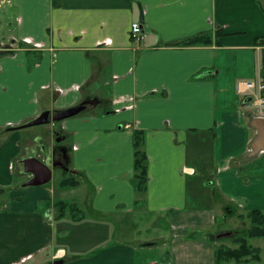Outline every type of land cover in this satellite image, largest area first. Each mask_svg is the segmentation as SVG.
Instances as JSON below:
<instances>
[{
  "label": "crops",
  "instance_id": "crops-1",
  "mask_svg": "<svg viewBox=\"0 0 264 264\" xmlns=\"http://www.w3.org/2000/svg\"><path fill=\"white\" fill-rule=\"evenodd\" d=\"M0 13L15 21L0 40V189L16 188L0 199V264H216L221 215L264 211V119L236 90L264 81V0H0ZM84 103L60 128L83 207L58 230L50 191L25 186L42 135L26 124ZM137 213L158 233H128Z\"/></svg>",
  "mask_w": 264,
  "mask_h": 264
},
{
  "label": "rangeland",
  "instance_id": "rangeland-1",
  "mask_svg": "<svg viewBox=\"0 0 264 264\" xmlns=\"http://www.w3.org/2000/svg\"><path fill=\"white\" fill-rule=\"evenodd\" d=\"M1 14V13H0ZM15 25V21L14 19H11L8 21V24H2V22L0 21V40L3 42H7L8 37L11 33H14L13 27ZM51 122V121H50ZM45 123V124H41V125H37L34 126L33 128L36 130V132H42V135L39 136V147H41V152L39 155V158L43 159V161L48 164L50 167H52L51 165V156H52V149H54L57 146V139L60 137H64V134H61L60 128L63 125V121H57L54 123V125L56 124V126H52V128H50L49 124ZM47 132V133H46ZM49 132L50 135L52 137L55 136V140L57 142L54 143L53 148L51 147V142L48 140V136H49ZM64 140H61L59 142H61V145L64 146ZM63 141V142H62ZM37 141L35 140V144L37 145ZM68 144V142H66ZM34 144L35 149H37L38 147ZM67 146V145H66ZM33 150V149H32ZM63 151H65L63 149ZM38 152V151H37ZM26 154L29 152H25ZM33 153V152H32ZM39 153V152H38ZM63 169L61 168H54L53 169V177L51 179V181L47 184H44L42 186V188L50 191V195H51V199L53 201L57 200V199H63L66 200L69 203H75L78 205L82 206V201L80 200V195L83 196L82 191L79 189L77 192H75V194H71L70 193V188H61L59 185V182L61 179H63V177H65V174L63 173ZM71 173V171H69ZM72 176H74L76 178V175L72 172ZM13 191H16V188L12 189H6L4 193L0 194V199H4V198H8ZM79 194V195H76ZM80 197V198H79ZM58 213V209L56 208L55 214ZM72 213V212H71ZM48 217L52 218L55 217V214L51 213V211H49V213L47 212ZM78 215L81 216H85L84 219H86L88 217L87 213L86 215L82 212V213H78ZM245 215V214H244ZM141 215H139V213L135 214H128L126 215V219H125V224L129 227L127 232L128 233H132L133 231V227H131L130 225H133L132 223H134L133 226H136L137 230L136 231H140L141 232V236L142 237H147L148 233L147 232H151V233H158V230L156 228H151L149 231L146 230V225H143V221H141L139 219ZM158 220L162 223L165 222V219L161 218V216L158 214ZM73 216L71 215L70 217V210L67 209L66 210V216H64V218L62 219H58L57 220V229H60V225H65L67 223V225H69L70 222H73L72 218ZM68 221V222H67ZM78 221H84L83 218L78 220ZM145 221V220H144ZM220 224H221V229L222 231H216L214 234H219L221 232H229L230 234L228 236L225 237H221L218 238V246H226V247H230V248H236L239 246V244L234 243L232 241V237L237 236V234H244L243 231H246L247 229L252 227V222L250 218L247 217H242V218H238L237 216L230 218V220L226 221L222 215L220 217ZM84 225V223H83ZM217 227H215L216 229ZM60 236V235H58ZM153 236V235H151ZM248 243L251 244L253 247H257L260 249L259 252V257H252V256H248V257H244L240 262H236L235 260H231V261H227V262H223L222 264H264V237H259V238H252V239H248Z\"/></svg>",
  "mask_w": 264,
  "mask_h": 264
},
{
  "label": "trees",
  "instance_id": "trees-1",
  "mask_svg": "<svg viewBox=\"0 0 264 264\" xmlns=\"http://www.w3.org/2000/svg\"><path fill=\"white\" fill-rule=\"evenodd\" d=\"M211 40V37L204 36L189 38L180 42L183 45L191 44H208ZM143 141V132L135 131L134 132V148H135V159H134V169L135 174L132 178L133 185L137 192H145L147 188V165L148 159L147 155L142 149ZM65 177L60 180L59 185L61 188H75L80 185V181L77 180L72 174L68 171H63ZM52 200V199H51ZM52 204L60 212L57 218L62 217L66 214V210L69 209L72 214L76 215L74 210L77 209L75 203H69L63 199L52 200ZM76 208V209H75ZM73 209V210H72ZM247 217L251 219L252 227L243 231L244 234H237V236L232 237L234 243L239 244L236 248H230L226 246H218L216 249V264H222L223 262L235 260L240 262L244 257L252 256L259 257L260 249L253 247L248 243V239L264 237V211L259 209H253L247 212L246 215L240 214L239 217Z\"/></svg>",
  "mask_w": 264,
  "mask_h": 264
},
{
  "label": "water",
  "instance_id": "water-1",
  "mask_svg": "<svg viewBox=\"0 0 264 264\" xmlns=\"http://www.w3.org/2000/svg\"><path fill=\"white\" fill-rule=\"evenodd\" d=\"M142 20V17H141ZM6 51H0V55H4ZM250 101V98L245 100L246 103ZM88 103H95L94 101H89ZM80 104L75 107H71L68 109H65L63 111L57 112L53 115L50 114V112H44L40 117H38L36 120L29 122L28 125H38V124H45L50 121L57 122L61 120H65L67 118L73 117L75 115L80 114L87 108V104ZM263 119L261 118H255L253 121H262ZM64 137H60L57 139V141L63 140ZM258 151V148L255 147L254 143L252 144V152L250 155H255L256 152ZM66 153V151H65ZM67 158V157H66ZM24 167L26 172H30L33 174V178L29 180L28 182L25 183V186H35V185H44L47 184L51 181L53 177V168H51L48 164H46L44 161L41 159H38L36 157L29 158L23 162ZM59 164V163H58ZM61 164V163H60ZM57 165V163H54V166ZM63 169L66 171H72L67 165H63ZM2 189H0V193H2ZM230 233L229 232H221L219 234H214V233H207V236L209 237L210 240L214 241L218 238L228 236ZM63 260L58 259L51 264H62Z\"/></svg>",
  "mask_w": 264,
  "mask_h": 264
},
{
  "label": "built area",
  "instance_id": "built-area-1",
  "mask_svg": "<svg viewBox=\"0 0 264 264\" xmlns=\"http://www.w3.org/2000/svg\"><path fill=\"white\" fill-rule=\"evenodd\" d=\"M131 33L139 41L145 36L142 25L139 22L132 24ZM236 90L244 99L250 98L247 103L250 110L256 117L264 119V81L258 83L254 81H238Z\"/></svg>",
  "mask_w": 264,
  "mask_h": 264
},
{
  "label": "flooded vegetation",
  "instance_id": "flooded-vegetation-1",
  "mask_svg": "<svg viewBox=\"0 0 264 264\" xmlns=\"http://www.w3.org/2000/svg\"><path fill=\"white\" fill-rule=\"evenodd\" d=\"M64 146L61 145V142H57V146L52 149V156H51V168H61L63 169V165L66 164V156L65 151H63ZM43 161V160H42ZM54 163H57V165L54 166ZM59 163V164H58ZM61 163V164H60ZM64 170V169H63Z\"/></svg>",
  "mask_w": 264,
  "mask_h": 264
}]
</instances>
